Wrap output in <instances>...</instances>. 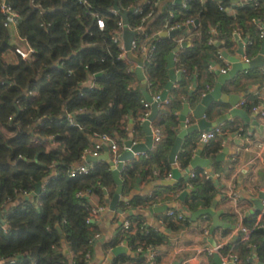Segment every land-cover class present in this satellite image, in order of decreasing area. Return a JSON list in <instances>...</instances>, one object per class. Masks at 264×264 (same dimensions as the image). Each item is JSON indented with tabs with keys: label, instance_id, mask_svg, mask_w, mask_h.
Wrapping results in <instances>:
<instances>
[{
	"label": "trees",
	"instance_id": "obj_1",
	"mask_svg": "<svg viewBox=\"0 0 264 264\" xmlns=\"http://www.w3.org/2000/svg\"><path fill=\"white\" fill-rule=\"evenodd\" d=\"M5 1L17 13L19 40H25L33 52L26 61L19 57L15 63L3 60V55L14 52L20 42L14 45L9 41V28L0 14V264H88L86 255L91 256L90 246L97 233L92 225L85 224L93 208L89 198L112 197L116 184L107 161L93 163L88 175L70 177V169L83 164L85 151L92 149L98 138L107 136L114 142L117 137L125 138V118H142L148 111L143 106L135 63L111 39L112 31L122 21L120 14L126 15L128 31L142 28L135 37L138 46L151 48L148 61L138 51H131L134 57L144 60L142 73L149 97L164 91L168 82L166 58L179 46L180 36L160 37L166 21L194 35L192 45L175 55L174 69L182 73L180 89L170 91L169 103L158 109L152 124L159 129L161 140L145 158L123 168L120 178L125 191L137 177L150 175L155 168L160 170L159 176L171 173L168 152L175 140L180 100L187 97V88L195 76L198 81L205 77V85L212 86L215 75L209 68L212 63H220L221 51L230 52L235 34L251 43L246 47L248 56L256 53L263 30L252 20L264 22V0H248L241 7H232L228 1L187 0L186 9L166 0L167 7L161 12L156 8L160 0ZM115 3L118 10L113 14ZM138 8L141 13L136 11ZM149 12L153 13V21L142 24L143 16ZM93 14L103 19L102 30L97 28ZM169 14H173L171 20ZM191 20L197 25H187ZM249 73L246 78L251 77ZM243 82L235 85L247 96L242 108L251 112L258 107L257 97L246 89L248 84L241 86ZM255 82L262 85L263 81L259 78L251 84ZM200 91H204L203 86ZM228 129L225 125L220 131ZM200 133H193L177 155L180 170L188 167ZM201 173L196 171L195 177L187 181L180 178L163 190L176 195L191 186L194 191L185 199V206L191 211L206 207L215 191L211 179L201 177ZM40 182V192L35 195ZM78 193L89 196L78 198ZM31 195L34 201L27 199ZM154 201L151 196L137 205ZM11 203L15 206L8 209ZM260 213L259 223V212L242 220L238 239L220 250L222 257L236 256L238 264H264V212ZM174 218L165 217L163 222L174 226ZM129 221L136 228V235L127 238L133 251L167 241L157 231ZM133 228L125 234L130 235ZM244 232H249L247 240ZM122 240L121 236L109 248ZM119 262L114 260L115 264Z\"/></svg>",
	"mask_w": 264,
	"mask_h": 264
},
{
	"label": "crops",
	"instance_id": "obj_2",
	"mask_svg": "<svg viewBox=\"0 0 264 264\" xmlns=\"http://www.w3.org/2000/svg\"><path fill=\"white\" fill-rule=\"evenodd\" d=\"M246 2H248V0H241L239 3L231 5L232 7H241ZM167 4L168 1L160 0L156 3V8L161 12L166 9ZM230 12L234 13L232 9H230ZM152 21L151 19L150 22ZM163 33H166V31ZM9 34V41L16 45L19 42V38L15 26L9 28ZM235 35L238 36V40L243 44L246 45L248 43L246 38H243L239 34ZM176 36H180L179 40H181V42L178 46L180 49L192 45L194 35L189 32V29L183 27ZM166 37L170 38L168 36ZM263 41L264 39L262 42ZM262 42L258 45L257 51L253 56L247 55L246 46L244 48V56L241 57L237 54L238 41H236L234 37L233 47L230 52H225L229 57L238 59L239 64H246L244 59H248L250 63H256L255 61L258 60L260 56ZM3 60L6 63H15L17 58L14 52L10 51L3 55ZM253 67L255 68L238 72L233 79L222 83L216 96L213 97L209 109L206 110L207 115L205 114L204 119L208 123H215V121L224 117V119L220 120V125L215 126V128L222 129L225 125H228L229 129L224 133L221 132V135L217 139L206 145H199L197 143L196 149L192 152V158L196 156L199 157V164L196 168H193L188 173L187 171L191 167L190 163L185 170H180V168L177 167L182 175L180 178L184 179V181L190 180L192 172L199 171L203 173L204 171H208L211 173V181L214 186L215 195L211 199L209 205L206 207L199 206L194 211L189 210L184 202L191 192L194 191L193 187L187 186V188L183 190L188 191V194L182 200L178 199V197L183 191L176 195L166 193L163 190V187H166L164 182L169 180H167L165 173L159 176L160 170L158 168H155L150 175L137 177L125 191H123L124 189L122 188L123 192L119 197V202L114 212L110 211L107 203V200H110L112 197L109 198L106 196L104 199H101L99 196L93 195L89 198V206L94 208L104 203L106 209L100 214L97 218L98 220L93 225V230L100 234V238L94 240L90 246L91 256L88 264H115V259L120 260L118 264H216L215 257L221 259L224 264L229 263L226 262V258L222 257L219 252L227 244L235 242L238 239L240 233L238 229L241 228L240 225L242 220L257 212H259L256 217L257 223L262 220V215L260 213L262 207L260 204L264 197L261 199L260 195H264V116H262V113H264V70L255 65H253ZM231 68V64L221 57L220 63H212V66L209 68V72L215 75L212 86L205 85V77L198 81V78L195 76L191 80L187 88V97H183L180 100L182 107L176 113L178 126L175 129V138L179 132V117L183 106L187 104L189 108V115L185 122L186 127L196 125L198 120L193 116L195 107L199 104L202 97L214 91L219 79L216 73L219 71L222 73L223 70L228 73ZM175 72L181 73L178 70H175ZM248 72H250V78H246ZM259 78L263 81L262 85L256 82V84H251V81H257ZM181 80L182 73L179 77L175 78V82L167 92V97L169 99H171L169 95L171 90L180 89ZM240 80H244L241 86L248 84L246 89L249 93L257 97V111L252 109L251 112H247L242 107L238 106V108H236V106L241 101H245L247 97L245 93L237 89L235 85ZM169 82L168 71L167 83ZM139 83V89L141 90L142 83ZM202 86L204 87V91L200 94ZM207 88L209 91H207ZM146 90L147 87L145 84V90L142 94L145 93L147 95ZM150 96L152 97V95ZM145 102L147 101L145 100ZM232 103L236 105L233 107L231 105ZM232 109L241 110L245 115L244 118L229 116V112ZM150 112L151 109H149L148 113L150 114ZM208 112H210L211 115L208 116ZM153 121L150 123V129L159 130L153 127ZM142 123V118L139 115L135 118L131 116L125 118L122 129L125 131L126 137L123 139L117 137L115 139V144L120 148L117 155L123 152L125 149L123 142L127 140L133 139L135 143L145 142V133L141 129ZM138 127L139 130L137 129ZM190 138L191 135L185 139L184 145ZM95 142L97 143V141ZM155 143L156 142L152 141V145L147 152L134 154V159L125 162L124 167H130L134 161L145 158L155 147ZM104 147L109 148L107 144H104L102 151L99 152V156L104 155ZM170 151L168 152V158ZM219 155L221 156L220 159L216 160ZM86 157L83 159V164L92 166L93 163L86 162ZM112 157L113 154L109 149L108 160ZM204 161H210V164L206 168L202 165ZM53 174L54 172H52V175ZM115 191L116 188L114 193ZM232 193H238L240 196L236 202L231 198ZM151 196L155 197L154 202L137 205L141 200L151 199ZM18 197L19 201L23 200L22 196ZM27 199L29 201H34L35 197L31 195ZM134 203L135 205H133ZM14 206L15 204L11 203L7 205V208L9 209ZM160 207L168 208L164 211H154L155 208ZM170 211L183 213L187 218L185 224L180 225L176 217L172 220L174 226H168L164 223L163 219L169 217L168 213ZM214 217H216V221L220 223L221 226L213 228L215 221V219H213ZM126 220L136 221L141 228L146 230L157 231L159 234L163 235L167 241L158 246L142 249L141 253L133 251L130 248L127 238L136 235V228L134 225V230L130 235H126L122 231L123 222ZM231 220L234 222H230ZM2 221L3 219H0V222ZM3 226L5 227L6 225L3 224ZM248 233L249 232H244L246 235L244 240H247ZM121 236L123 240L120 244L113 248H109L110 243ZM63 247L66 251V244H64ZM116 247L123 248L117 256L112 254V250ZM216 249L217 251L215 252ZM252 252L254 253V248H252ZM151 255H154V259L150 258ZM121 260L123 262H121Z\"/></svg>",
	"mask_w": 264,
	"mask_h": 264
},
{
	"label": "water",
	"instance_id": "obj_3",
	"mask_svg": "<svg viewBox=\"0 0 264 264\" xmlns=\"http://www.w3.org/2000/svg\"><path fill=\"white\" fill-rule=\"evenodd\" d=\"M220 3L223 2H230L232 4H236L239 3L241 0H217ZM179 2V1H177ZM114 9L118 10L117 4L115 3L114 5ZM121 18H122V22L124 25V29H123V35H122V40H123V44L125 47V50L127 51V56L136 63V68H135V74L139 80V82L142 83L141 86V90L142 92H144L145 90V80L143 77V73H142V68H143V59H138L136 57H134L132 55V52L130 51V47H131V42L134 38V36L136 35L135 32H130L127 30L126 27V15L125 14H120ZM195 25H197V22H195ZM178 34V31H174V32H170L166 35V33H162L161 37H170V38H174L176 35ZM235 40L238 41V51L237 54L240 55L241 57L244 56V44L238 40V36L235 35ZM23 45L25 47H27V43L26 41H22ZM180 50L179 47H176L172 50V52L168 55V57L166 58V68L169 71V83H167L166 87H165V91L161 94V99L164 100L167 97V92L171 89L172 84L175 82V78L179 77L181 73H176L175 72V64H174V59H175V55L176 53ZM221 56L223 59H226L228 61L229 64H231L232 68L230 69V71H228V73L226 74H222L220 71L217 72L216 74L219 76L218 79V84L215 87L214 91L205 95L204 97L201 98V101L199 102V104L195 107L194 111H193V116L194 118H196L198 120V123L196 125H191L189 127H186V119L189 115V108L188 105L185 104L183 106L182 112L180 114L179 117V121H180V128H179V132L174 140L173 146L171 148L170 154H169V164L172 166V179L169 181L164 182L165 186H171L173 184H175V182L177 180L180 179V177L182 176L181 173L178 171V169H176L174 167V164L176 163V158L178 153L181 151V149L183 148L185 139L192 135L193 133H196L198 131H210L211 129L215 128V126H219L222 119H224V117H221L220 119H218L217 121H215V123H208L205 119L204 116L206 114V110L209 109L211 101L213 99L214 96H216L220 86L222 83H225L226 81L233 79L234 76L238 73V72H242V71H248L250 69H254L255 67H253V65H255L258 68H262L264 70V41L262 42L261 45V49H260V56L258 58V60H256L255 62L257 63H248V64H239V60L234 58V57H229L225 51L221 52ZM144 94V98L147 102L151 103V97L147 96L145 93ZM233 107L236 105L234 103L231 104ZM151 112L148 115L146 121H144L141 124V129L144 131L145 133V142L144 143H135L133 141V139L127 140L125 142H123V146L125 147V149L123 150L122 153H120V155H118L117 157V164L114 165L113 162L111 160H108V153H109V148L108 147H104V155L103 156H98L97 158L94 157H90L87 156L86 157V162L87 163H95L98 160H104L107 161L110 165V170L112 173V177L113 180L116 184V191L114 193V195L112 196V198L110 200H107V203L109 205V209L110 211L114 212L116 210L117 204L119 202V197L122 193V180L120 178V173L124 168V163L128 162L130 160L134 159V154H139V153H145L148 151V149L151 147L152 145V132L150 130V123L154 120V118L157 115L158 109L156 107V104H151ZM65 116V115H64ZM229 116L231 117H241L244 118V113L239 110V109H232L229 112ZM220 155L216 158V160L220 159ZM198 156L193 157L190 161V165L191 167L188 169V173L189 171H191L193 168H196L198 163ZM210 164V161H204V163L202 165H204L203 167H207ZM41 185L42 182L38 183L36 185L35 188V192L34 194L37 195L40 192L41 189ZM104 194L106 195V192H104ZM188 194V191H184L182 192L178 199L182 200L186 195ZM264 197V195H260V198L262 199ZM261 205V204H260ZM262 207V205H261ZM168 207H160V208H155L154 211L155 212H159V211H164L166 210ZM0 219H1V213H0ZM213 219H215L214 221V227L213 228H217L220 225V223H218L216 221V217H214ZM228 226V225H227ZM123 250L122 247H116L112 250V254L117 256L121 251ZM215 263L216 264H224L222 262L221 259H218L217 257H215ZM227 264H234V263H227Z\"/></svg>",
	"mask_w": 264,
	"mask_h": 264
},
{
	"label": "built area",
	"instance_id": "obj_4",
	"mask_svg": "<svg viewBox=\"0 0 264 264\" xmlns=\"http://www.w3.org/2000/svg\"><path fill=\"white\" fill-rule=\"evenodd\" d=\"M83 1V0H82ZM174 2L176 3H180L182 4V7L184 9H186V2L187 0H173ZM179 1V2H177ZM141 5V2H139L138 6ZM220 9L222 10V8L220 7ZM137 12L141 13V10L140 8H138L136 10ZM113 14H116L117 13V10H113L112 11ZM0 14L3 15L5 17V22H4V26L7 27V28H11V27H14L15 26V23H16V20H17V13L11 9V7H9L8 3L5 1V0H2L1 3H0ZM93 17L96 19V25H97V28L99 30H102L104 28V21L101 17H98L97 14H93ZM153 17V13L152 12H149L147 14H145L141 20L142 24H146L148 23V21H150ZM173 18V14H169V19L171 20ZM252 22L254 24H258L260 29L263 30L262 31V35H261V38L264 39V22L262 24H260V22L258 20H252ZM187 25L191 26V27H194L196 26L194 21L191 20V21H188L187 22ZM164 28H165V31L166 33H170V32H174V31H180L183 27H181L180 25H170V21L167 20L166 21V24L164 25ZM123 29H124V25H123V22L120 21L117 25V28L112 31V42L114 45L118 46L119 49H121L122 51L124 52H127L125 50V47H124V44H123V40H122V35H123ZM142 31V28H137L134 30V32L136 33V35L134 36L132 42H131V47H130V51H138L140 54H142L144 60L148 61L149 58H150V54L149 52L151 51V48L148 49L146 46H138V43L135 39V37L137 35H139ZM20 42V45H18L15 50H14V54L17 57H19L20 59H22L23 61H26L30 54L33 52L28 44H27V47H25L23 45V42L24 40H18ZM181 42V40L179 41V43ZM211 43V40L209 41ZM27 43V42H26ZM248 45H251L250 42H248L246 45L244 44V48ZM125 58V54H123V59ZM244 62L246 64H248L250 61L248 59H244ZM135 67V66H134ZM136 68V67H135ZM223 74H226V71H222ZM207 91H209V89L207 88ZM151 103L149 102H144L143 106L144 108H146L148 111L147 113H145V115L142 117V121H146L148 115H149V109L151 108V104H156V107L157 109H162L165 105H167L170 101V99L168 97H166V99L162 100L161 99V94H157V95H154L151 97ZM245 101H241L237 106L236 108L239 107H242L244 105ZM254 111H257L258 110V107H254L253 108ZM262 116H264V113H262ZM151 130V129H150ZM152 132V138H153V141L154 142H159L161 140V134H160V131L159 130H151ZM221 135V131L220 129L218 128H213L211 129L210 131H202L200 133V136H199V139H198V144L199 145H206L208 144L209 142L217 139L219 136ZM104 144H107L109 146V149L110 151L112 152L113 154V157L110 159L114 165L117 164V157H118V152L120 150V148L115 144L114 141H112L109 137L107 136H101L100 138H98L97 140V143L93 146L92 149L90 150H86L85 151V156L83 157V159L86 157V156H90V157H94V158H97L99 156V152L102 151L103 149V145ZM174 167L177 169V163L174 164ZM92 170V167L91 166H88V165H85V164H81V165H77L76 167H73L70 169V177H75L77 175H88L90 173V171ZM204 177L205 179L207 180H210L212 179L211 177V173L208 172V171H204L203 173H201V177ZM195 177V172H192L191 175H190V178L193 179ZM166 178L167 180H170L172 178V175L171 174H168L166 175ZM47 181V180H46ZM24 196H27L28 194L27 193H24L22 194ZM21 196V195H19ZM78 198H81V197H85V196H89L88 193H78L77 194ZM23 197V196H22ZM231 198L233 201H237L240 196L238 193H232L231 194ZM261 205H262V212H264V198L262 199V202H261ZM106 209V206L105 205H101V206H97V207H94L90 210L89 214H88V217L87 219H85V224L87 226H93L96 221L98 220L97 218L100 216V214ZM168 216L169 217H176V219L178 221H186L187 218L186 216L183 214V213H176L174 211H170L168 213ZM261 227L264 228V225H261ZM131 228H133V225L131 224V222L129 220H126L123 222V225H122V231L124 233H129V231L131 230ZM100 238V234L99 233H95L93 235V240H97ZM91 241V242H92ZM138 253H141L142 252V249L141 248H138L136 250ZM217 251V249L215 250V252ZM154 257V255H151L150 258L152 259ZM86 259L88 260V263L90 261V256L89 254L86 255ZM226 262H231V263H234V264H238L239 261L238 259L236 258V256H228L226 258Z\"/></svg>",
	"mask_w": 264,
	"mask_h": 264
}]
</instances>
